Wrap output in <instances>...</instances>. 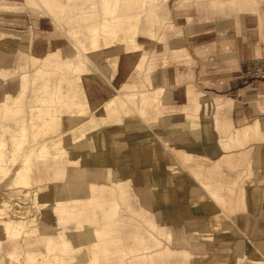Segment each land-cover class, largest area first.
Returning a JSON list of instances; mask_svg holds the SVG:
<instances>
[{"label": "crops", "instance_id": "obj_1", "mask_svg": "<svg viewBox=\"0 0 264 264\" xmlns=\"http://www.w3.org/2000/svg\"><path fill=\"white\" fill-rule=\"evenodd\" d=\"M261 1L176 0L178 12L196 7L200 13L223 17L210 28L201 29L202 23L179 25L182 32L177 30L181 34L176 39L180 46L174 40L170 45L174 50L179 48L172 56L183 58L160 65L148 78L149 88L161 90L158 114L152 110L145 117L138 112L119 116L106 112L107 101L126 83L128 91L145 93L143 112L144 104L150 99L156 102L158 93L155 90L150 97L145 89H138V80L131 79L128 68H118L119 54H109L101 56L102 70L90 68L83 75L89 114L85 118L80 115V120L72 117L75 120L65 127L69 129L66 148L74 157L79 156L80 167L94 165L99 169L95 176L80 173L72 178L70 173L67 178L107 186L128 183L130 193L140 195L138 205L151 213L148 222L158 234L172 243L192 244L206 238L214 264H264V78L256 76L264 68ZM163 3L147 6L139 30L155 35L154 26L159 22L156 10ZM226 6L235 12L221 13ZM3 44L13 56L14 67L20 43ZM153 66L154 61L149 63L146 57L142 69ZM1 80L0 95L12 93V86L2 88L9 80ZM0 226V232L7 233L5 223ZM91 231L100 237L97 264H134L140 260L126 263L123 249H119L121 254L116 251L111 255L113 250L110 252L109 240L103 235L112 230L99 232L92 225ZM76 233L77 229L71 230L67 242L73 248L83 246L80 257L83 253L91 257L85 244L94 241L93 236ZM111 238V242L120 241ZM139 242L127 249L138 255L147 253L142 262L150 258L151 264H161L162 259L175 255L171 250L149 254L162 244L154 234ZM47 251L55 254L50 245ZM21 252H10L6 246L5 264L10 262L9 256L14 258L11 264H16ZM169 260L163 264H173Z\"/></svg>", "mask_w": 264, "mask_h": 264}, {"label": "rangeland", "instance_id": "obj_2", "mask_svg": "<svg viewBox=\"0 0 264 264\" xmlns=\"http://www.w3.org/2000/svg\"><path fill=\"white\" fill-rule=\"evenodd\" d=\"M92 1L94 2L92 8L83 5L81 10L78 9V20L75 22V27L79 30L77 34L78 37L75 40L83 42L86 46H89L91 41L90 38H86L83 35L93 32L95 25L93 20L94 14H100L104 10V5L100 0ZM72 2L79 5L77 1L72 0ZM175 2L176 0H168L161 5L160 9L156 10L159 16V22L154 26L156 31L154 36L146 34L141 29L139 30L137 39L142 45V49L139 51H135L128 55L124 54L123 50L125 45L121 43L111 49L107 45L106 40L99 35L97 37L98 61L97 65H93L88 61L83 62L80 49L75 44V41H71L67 36L66 32L70 30V26L67 23L64 24V31L60 30L43 8L35 10V8L24 2L18 3V5H21L20 11L16 9L15 11H9L8 7L16 4V0H0V77L2 79L1 81L5 79L9 80L7 84L3 85L2 88H4V90L7 89V85L12 86V88H10L12 93H6V98L10 100L16 99V88L13 86L16 82L22 81L23 75L28 73V78L23 81V83L26 82L27 85L25 89L26 97L24 110L19 114L20 116H11L8 117L7 120H4V123L11 127V130L8 131L6 135L10 136L11 133L13 134L15 132V135H18L20 139L21 135L16 132L18 129L16 121L24 120L23 124H25L26 126H24L27 128L25 138L26 147H24L25 152L22 154L21 151L17 161L11 164V170L6 176H0V206L9 207L8 210L4 211L3 215H0V219H25L26 221V225L21 228L22 235L19 236L22 241H19L21 239H17L15 243L18 251H22L18 253L19 257L18 260H16V264H29V253L34 254V257L32 256L31 258L35 261L37 260V264H41L44 260H46L44 264H89V262L92 261V256L94 257L97 255L95 253L97 251L96 243L100 239L97 234L95 235L94 231H91L92 225L93 228H96L99 232L112 230L109 235H103L104 240H109L107 246L110 248V252L111 249L113 250V253H111L112 256H114L115 252L119 251V249L124 250L122 254H124V256L127 255L124 258L126 263L130 261L134 262L133 260L139 257L140 260L137 261L138 264H151L150 258L142 262L143 255L147 256V253L138 255L128 252L127 246L139 245V241L143 237L148 239L151 237V234H154L162 241V244L159 248L151 249L149 254L159 251L164 252L166 250H171L175 253L170 260L165 259V261H163L162 259L160 261L161 264L166 262V260H169V262L173 264H180L182 261L187 264H214L211 260L212 253L209 251L210 247L206 238L203 239L204 242L198 241L192 244L184 241L182 243H172L165 235L158 234L148 222V217L151 213L138 205V201L142 202L140 195L139 197L133 196L129 191L128 183L125 182V184L123 182L125 184L124 188L121 187L123 186L122 184L119 185L118 183L114 184V186L97 184V189L93 191L90 186L96 184L95 182L83 183L67 178V176L70 177V173H73L71 174L72 178H78L80 173L84 176L87 175L80 167L79 161L76 165H73L74 163L71 161L73 155H71L66 148L68 145L66 135L69 133V129L65 127L67 126V122H73L75 120L72 117L84 115L83 118H85L86 115L89 114V112H87L89 104L82 86L83 75L89 72L91 70L90 68L96 67L102 70L103 64L101 56L119 54L120 58L117 62L119 67H117L121 70H124L123 68H128L132 75L131 79L137 78L138 80L135 82L136 87L138 89H145L148 96L152 97L155 95L154 91L158 90L157 88H149V86H152L148 78L151 77L153 71L160 65L174 64L175 62H180L183 58H174L172 53L179 48L174 50L170 45V42L174 40L180 46L179 40L176 39L182 32L179 25L182 22H187L189 24L202 23L200 24L201 29L210 28L209 26L215 24L213 21L223 17L217 16V13H200V10L196 7L191 8L187 13H181L175 9ZM262 4H264V0L261 1V6ZM90 11L93 13L91 16L86 14ZM229 11L235 12L226 6L225 10L221 13H227ZM188 14L191 16L188 17ZM144 17L143 15L142 19H144ZM141 27L144 29L143 26ZM177 30L181 32L177 33ZM210 31H213V28ZM22 39L27 40L28 43L22 45ZM4 42L20 43L21 51L17 55L14 67L11 66L13 56L7 51L8 47L6 44H3ZM58 47L61 51V58L59 56L61 61L76 62L75 65L82 67V71L81 68L75 71L61 64L53 65L52 69L50 67H44L42 64L44 60L43 56ZM143 51H146L149 63L154 61V66L139 71L136 65ZM166 53L168 59L165 58ZM31 55H34V57L38 56V58L40 57L39 59L41 61L36 62ZM129 56L134 57L129 58ZM68 77H71V79ZM78 78H80V80H77ZM51 84H55L56 88H53L52 97L49 98L47 106L50 108L53 115H55V112L61 115L59 122H54L53 124L51 115L34 117L28 108L39 101L47 87H51ZM125 85L121 89L127 90ZM58 90L59 94H55L54 92ZM71 91L72 95H74V99L76 101H81V105L70 109L68 107L70 99L68 93H71ZM2 97L3 95L1 94L0 99ZM112 99V102L115 104L110 102ZM109 103L110 105H108ZM144 107L145 111L142 117L148 115L151 110L153 112L157 111L158 114V101L153 102L150 99L146 105L144 104ZM105 108L109 115H128L133 112L126 104L124 105V103L121 102L118 95H114L110 98ZM46 119L51 123L50 130H48L49 125H44ZM78 120H80V117ZM51 131H53V133H51ZM37 133L40 135L36 137L35 135ZM50 134L53 135L54 142L56 141L57 144L53 143L48 147L49 153L47 159L48 162L52 163V167L50 177L45 178L39 170L41 162L37 155L28 158L26 154L28 150L30 151L32 149V147H27L29 144H32L36 140L44 139ZM62 148L63 150L60 153L59 150ZM10 149L11 147H8V153ZM70 164L73 165L71 167L72 171H66V166ZM33 165L36 168V172L32 174V176L41 178H39L37 183L28 187L22 183L20 173L16 170L17 168L29 170ZM75 166L76 170L74 171L72 168H75ZM75 174L77 176H74ZM85 184L88 186L85 187ZM80 185L84 186L85 190L80 191L75 189ZM60 188H65V190L62 192V198L58 199ZM74 198H79V200L75 201ZM79 216L81 217V223L76 222ZM93 216L95 220L91 221ZM63 220H65L64 224L62 223ZM86 221L87 225L85 224ZM2 223L4 222L2 221ZM134 225L136 226L134 227ZM13 227H15V225ZM0 229H2L1 226ZM73 229H77L76 236L79 234L87 235L88 237H91V235L93 236L91 240L94 241H88L85 244L88 252L91 253L88 255H91V257L87 256V254L86 257L84 253L80 257V254L83 252V246L80 248H73V245L67 242L69 235L67 238H63L62 236L52 238L49 235L53 230H62V232L66 230V232L68 231L69 233ZM7 234L6 232L0 234V262H4L3 264L8 260L5 259L7 256L4 255L5 247L8 246L9 249L13 246L12 244L10 245L6 237ZM49 236L51 237L50 240L48 239ZM56 236H58L57 233ZM111 237H114L116 240L119 238L120 241L111 242ZM49 245L50 250H55V254L53 251H47ZM63 248H66V250ZM58 253H62L63 256H66L68 259L62 260L56 258L55 256L59 255ZM135 263L136 262H134V264Z\"/></svg>", "mask_w": 264, "mask_h": 264}, {"label": "bare ground", "instance_id": "obj_3", "mask_svg": "<svg viewBox=\"0 0 264 264\" xmlns=\"http://www.w3.org/2000/svg\"><path fill=\"white\" fill-rule=\"evenodd\" d=\"M79 2V5H76V3H73L72 0H16V4L10 5L8 7L9 11H17L21 10V5H18V3H28L30 6L35 8L37 10L38 8H43L48 16L52 18V20L55 22L58 29L64 31V24L67 23L70 26V30L67 31V36L72 40L75 41V44L81 51L82 60L88 61L92 63L93 65H97L98 57H97V48H98V39L97 37L100 35L103 39L106 40L107 45L113 49L116 47L117 44H124V52H135L141 50L142 46L138 43L137 40V34L139 30V23L141 15L146 11L147 6L149 4H159L162 2H167L168 0H100L101 3L104 5V10L100 13L95 15L94 14V30L91 34H84L83 36L86 38H90L91 44L89 46L84 45L83 42H78L75 39L78 37L79 30L75 27V22L78 20L77 12L78 9L81 10L82 6L85 5L87 7L92 8V4L94 2L92 0H74ZM87 15L91 16L93 13L92 11L87 12ZM12 15V12H11ZM78 23V22H77ZM25 42L22 43V45ZM174 44V43H173ZM73 46V44H72ZM1 47V46H0ZM123 54V53H122ZM125 54V53H124ZM61 51L60 48H56L55 50H52L44 57L43 60V66L44 67H50L52 69L53 65H66L68 68L73 69L75 71H78L82 67H79L75 65L76 62H63L61 61ZM140 59L136 65L137 68L142 69L147 57L146 51H143V53L140 54ZM32 56V55H31ZM60 56V58H59ZM32 58L35 59L36 62L41 61L38 57L32 56ZM30 62V61H29ZM133 63V62H132ZM134 65V64H133ZM86 72V71H85ZM87 73V72H86ZM28 76V73L24 74L22 77V81H18L16 84V99L10 100L6 98V95H4L0 99V176L9 173L11 170V164H14L17 161V158L20 156L21 151L22 154L25 152V138H26V129L25 124H23L24 120H17L16 123L18 124V129L16 132L21 135V139L18 135H15V132L10 134V136H7L6 133L11 130V127L4 123V120L11 116H17L22 113L25 107V97H26V82L23 83L24 80ZM71 79V77H68ZM68 80V79H67ZM77 80H80L78 78ZM69 82V81H68ZM53 88H56L55 84H51V87L48 86L47 89L44 91L45 93L41 96L39 101L31 106H29V110L32 112V115L34 117L38 116H45V115H51L52 117V124L54 122H59L61 119V115L57 114L56 112L53 115L50 108L47 106V102L49 101V98L52 96V90ZM14 90V89H13ZM118 98L121 100L124 105L131 109L134 113L138 112V115H143V108L142 105L145 100V93L143 91H128L123 89H118ZM58 91H55V94H59ZM161 93V90H158L156 101L159 100V94ZM70 96L68 107L71 109L72 107L80 106L81 101H76L74 99V95L71 93H68ZM113 99L110 101L111 103ZM115 104V103H114ZM110 105V103L108 104ZM115 106V105H114ZM108 107V106H107ZM112 107V106H111ZM119 108V107H118ZM111 111V110H110ZM109 111V112H110ZM113 111V110H112ZM115 111V109H114ZM113 114V113H110ZM20 116V115H19ZM15 119V118H13ZM23 119V118H22ZM25 125V126H24ZM45 126H48V130L51 129V123L48 119L44 122ZM48 132V131H46ZM45 132V133H46ZM44 133V134H45ZM53 133V131H51ZM40 135L37 133L35 136ZM57 144V142H54L53 135H48L46 138L41 140H36L32 144H29L27 147H32V149L27 151L26 156L30 158L31 156L37 155L41 162L40 172L42 173V176L45 178L50 177L51 175V167L52 163L48 162V147L51 144ZM84 146V145H80ZM8 147H11L8 153ZM38 148V150H37ZM23 149V150H22ZM63 150L60 149V153ZM58 152V151H57ZM58 156V155H57ZM55 156L56 158H58ZM60 161V160H59ZM71 161L74 163L73 165H76V163L79 161V156H76L71 158ZM72 164L66 166V171L71 170ZM74 171L75 168H72ZM83 171L87 174H91L92 176H95L99 172V169H97L94 165H89L86 167H82ZM18 173H20V177L22 179V183L26 186H32L41 177H35L32 176L36 172V168L31 166L29 170H22L17 168ZM30 173V174H29ZM119 185H124L123 182H118ZM49 185V184H48ZM82 185V184H81ZM79 186L78 189L80 191L85 190V187L88 186L85 184L84 186ZM98 185L93 184L90 186V188L95 191L97 189ZM46 188V187H44ZM49 188V187H48ZM47 188V189H48ZM65 188H60L59 191V197L58 199L62 198V192H64ZM75 201L79 200V198H74ZM9 207H1L0 206V215L4 213V211L8 210ZM23 212V211H22ZM7 213V212H6ZM5 215V214H4ZM81 216V215H80ZM79 216V219H76L77 223H81V217ZM6 218V217H4ZM23 218V217H22ZM0 221L4 222L6 225V230L8 235H6L8 241L10 240V245L13 246L9 248L10 252H17L18 249L15 246L16 240L21 239L19 237L22 235L21 228L26 225L25 219H0ZM62 223H65V220L62 221ZM15 225V227H13ZM217 227V226H216ZM67 230V229H66ZM62 232V230H59L58 236H56V233L54 232L50 233L49 235L53 238H57L62 236L63 238H67L68 231ZM17 249V250H16ZM64 249V248H63ZM65 250V249H64ZM59 255H56V258H60L62 260L68 259L66 256H63L62 253H58ZM33 253H30V260L28 261L29 264H37V260H33L31 257L33 256ZM34 257V256H33ZM42 257V256H41ZM13 257L9 256V260L13 261ZM46 259V258H44ZM12 262H7V264H11ZM46 263V260L42 261L41 264ZM60 264V263H59ZM65 264V263H62ZM89 264H97L96 257L92 259V261L89 262Z\"/></svg>", "mask_w": 264, "mask_h": 264}, {"label": "built area", "instance_id": "obj_4", "mask_svg": "<svg viewBox=\"0 0 264 264\" xmlns=\"http://www.w3.org/2000/svg\"><path fill=\"white\" fill-rule=\"evenodd\" d=\"M256 76H257V77L264 78V68H263V70L260 71Z\"/></svg>", "mask_w": 264, "mask_h": 264}]
</instances>
